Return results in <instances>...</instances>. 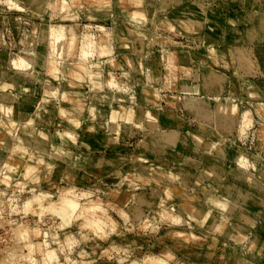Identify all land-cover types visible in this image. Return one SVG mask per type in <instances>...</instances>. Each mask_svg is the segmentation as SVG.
<instances>
[{"label": "rangeland", "instance_id": "rangeland-1", "mask_svg": "<svg viewBox=\"0 0 264 264\" xmlns=\"http://www.w3.org/2000/svg\"><path fill=\"white\" fill-rule=\"evenodd\" d=\"M131 2L0 0V264H264V0Z\"/></svg>", "mask_w": 264, "mask_h": 264}, {"label": "bare ground", "instance_id": "bare-ground-1", "mask_svg": "<svg viewBox=\"0 0 264 264\" xmlns=\"http://www.w3.org/2000/svg\"><path fill=\"white\" fill-rule=\"evenodd\" d=\"M130 3H132L131 2V0H128ZM80 2V1H79ZM143 2V1H142ZM132 7V6H131ZM157 7V6H156ZM128 9V8H127ZM136 10V9H135ZM147 13V11H145V10H141V9H137L136 10V14H135V18L137 19V20H140L145 14ZM177 13V12H176ZM200 11H199V9H198V7H194L193 8V10H191L190 11V13H189V16L190 17H193V18H196V17H199L200 16ZM134 17V16H133ZM139 23V22H138ZM142 24V23H141ZM120 34V33H119ZM127 34H129V35H135V33L133 32V31H128L127 32ZM127 36V35H126ZM134 43V42H133ZM127 44V43H126ZM135 47V46H134ZM133 51V50H132ZM138 53V52H137ZM133 61V60H132ZM139 66V65H138ZM139 72V71H138ZM205 103V102H204ZM194 104V103H193ZM202 105V104H201ZM202 108V107H201ZM203 113H205V112H203ZM209 115V114H208ZM90 135V134H89ZM220 143V142H219ZM231 144V143H230ZM233 146V145H232ZM218 149V148H217ZM222 150V149H221ZM218 151V150H217ZM223 153V152H222ZM235 153V152H234ZM217 154V153H216ZM221 162V161H220ZM244 194V193H243ZM59 200H61V199H59ZM64 200V199H63ZM65 201V200H64ZM55 202V201H54ZM61 202H63V201H61ZM60 204H64V203H60ZM56 207H57V209H58V206L56 205ZM61 207V206H60ZM54 208V207H53ZM59 209H62V208H59ZM75 209V208H74ZM54 211V210H53ZM64 211V210H63ZM58 212V211H57ZM56 212V213H57ZM59 213V212H58ZM179 232V231H178Z\"/></svg>", "mask_w": 264, "mask_h": 264}, {"label": "crops", "instance_id": "crops-1", "mask_svg": "<svg viewBox=\"0 0 264 264\" xmlns=\"http://www.w3.org/2000/svg\"><path fill=\"white\" fill-rule=\"evenodd\" d=\"M194 7H196V6L190 7V11L193 10ZM238 159H241V157H238Z\"/></svg>", "mask_w": 264, "mask_h": 264}]
</instances>
